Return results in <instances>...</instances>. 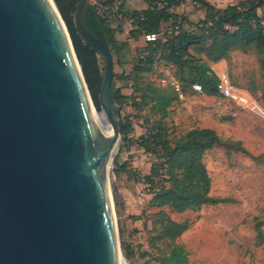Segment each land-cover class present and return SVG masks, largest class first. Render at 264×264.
Instances as JSON below:
<instances>
[{
  "label": "water",
  "instance_id": "95a60500",
  "mask_svg": "<svg viewBox=\"0 0 264 264\" xmlns=\"http://www.w3.org/2000/svg\"><path fill=\"white\" fill-rule=\"evenodd\" d=\"M89 3L78 1L74 24L104 59L109 141L46 0H0V264H118L106 174L121 141L120 105L111 45L85 23Z\"/></svg>",
  "mask_w": 264,
  "mask_h": 264
},
{
  "label": "rangeland",
  "instance_id": "374dc122",
  "mask_svg": "<svg viewBox=\"0 0 264 264\" xmlns=\"http://www.w3.org/2000/svg\"><path fill=\"white\" fill-rule=\"evenodd\" d=\"M141 49L137 46L133 51L137 53ZM238 51L240 53L236 57L227 59L223 71L228 72L232 82L264 111V79L258 62L264 53H260L255 43L251 44L247 53ZM104 67L102 62L101 68ZM132 68L131 61L124 67L115 65V72L128 73ZM154 76L142 72L140 85L155 80ZM117 84L120 86L121 82ZM151 105L149 103L139 108L124 105L120 106L118 113L119 118L130 116L133 124L132 138L127 145H124L121 136L110 174L117 235L127 264H160L159 248H167L170 242V239H159L153 246L152 238L156 233L153 228L159 230L160 211L164 208L152 200V195L146 201L139 198L142 180L148 179L156 163L152 152H147L141 145L143 137L163 132V129L167 138L174 142L199 123L210 125L222 139L219 145L205 153L204 162L212 181L211 195L227 201L209 203L198 211L182 213L170 212L166 208L170 219L189 223L188 230L175 241L187 250L190 264H264L262 115L257 111L242 109L219 95L210 98L205 94L185 95L179 101L180 112L172 114L169 110L163 117L152 110ZM98 111L103 112L102 109ZM124 165L126 171L119 172ZM126 195L138 201L137 214L126 216V209L121 204Z\"/></svg>",
  "mask_w": 264,
  "mask_h": 264
},
{
  "label": "trees",
  "instance_id": "16d2710c",
  "mask_svg": "<svg viewBox=\"0 0 264 264\" xmlns=\"http://www.w3.org/2000/svg\"><path fill=\"white\" fill-rule=\"evenodd\" d=\"M78 1L55 0L70 31L94 102L97 108L101 109L99 94L105 75V67L101 68L104 59L95 49L86 45L77 34L74 13ZM169 1L175 2V0ZM146 2L148 4L146 10L132 12L134 26L129 33L131 39L137 40L146 33L158 32L165 25L174 29L177 21L181 22V26L178 33L173 34L166 42L156 46L146 42L143 49L137 53L133 51L128 41L117 39L116 35L121 31V24L115 26L107 23L96 14L91 4L85 12V23L90 32L96 37L105 36L111 45L115 65L124 67L132 61L131 72L123 71L117 74L114 71L112 93L115 102L120 106L132 105L134 108H139L152 103L151 109L159 113L160 117L169 113V108L178 97L171 86L159 85L153 81H148L144 86L140 85L142 72L163 75L158 68L155 70L156 65L164 64L166 68H170L185 93L193 92L192 85L199 83L203 87V94L216 96L218 75L210 67L209 61L227 60L231 53L238 50L247 53L253 43L260 53H264V34L252 26V23L258 22L261 17L264 18V15L258 12L260 8L264 10V0H242L225 9H217L210 3L201 1L207 9V16L194 24V29L191 30L183 28L182 19L175 13L166 9L152 8V0ZM171 21L175 22L171 23ZM155 47L159 49L158 53L155 52ZM258 62L264 79V55L258 59ZM118 81L121 82L120 86L117 84ZM125 88L133 90L132 94H124ZM262 97L264 99V90ZM120 127L122 141L127 145L133 131L130 116L120 118ZM161 131L163 132L143 137L142 143L140 142L156 159L151 175L146 181L152 182L153 178L161 176L162 170H166L160 190L152 198L164 208L160 211L159 230L153 228L156 233L152 243L156 246L157 240L170 239L167 248H159L160 264H190L187 250L175 241L188 230L189 223L170 219L165 209L176 213L198 211L206 204L227 201L211 195L212 181L204 162L205 153L219 145L222 139L212 128H192L174 142L167 138L163 129ZM125 171V165L119 168V172Z\"/></svg>",
  "mask_w": 264,
  "mask_h": 264
},
{
  "label": "built area",
  "instance_id": "2783aa9c",
  "mask_svg": "<svg viewBox=\"0 0 264 264\" xmlns=\"http://www.w3.org/2000/svg\"><path fill=\"white\" fill-rule=\"evenodd\" d=\"M177 1L179 2V0H175V2L169 0H152L151 7L160 10L166 9L173 12L178 5L176 3ZM90 4L94 7L96 14L106 20L107 23L114 24L115 26L120 25L121 23H128L132 27L134 26L132 12H129L126 9L124 0H90ZM174 22L175 21H171V23ZM175 23L174 29L173 27H167V25H165V27L158 32L146 33L144 35L145 41L153 43L154 46L161 42H166L173 34L178 33L180 30L181 22L177 21ZM252 26L259 29L264 34L263 17H261L258 22L252 23ZM155 52H159L157 47H155ZM158 67L159 66L156 65L155 70ZM217 75L218 80L216 83V90L220 97L238 104L242 109L257 111L264 118V111L244 91L232 82L228 72L222 71L217 73ZM156 76L158 84L161 83L162 85L171 86L176 91L178 98L184 99L186 93L174 75L167 77L165 75L157 74ZM192 90L199 95L204 93L203 87L199 83H194L192 85ZM165 171V169L162 170L161 176L153 178L152 182H148L144 179L142 180V189L139 191V198L141 201H146L149 196H154L155 193L160 190Z\"/></svg>",
  "mask_w": 264,
  "mask_h": 264
},
{
  "label": "crops",
  "instance_id": "0c3cea01",
  "mask_svg": "<svg viewBox=\"0 0 264 264\" xmlns=\"http://www.w3.org/2000/svg\"><path fill=\"white\" fill-rule=\"evenodd\" d=\"M201 1H205L207 3H210L212 6H214L217 9H225L226 7H228L230 5L237 4L242 0H179L178 5L174 9L173 12L177 16H179L180 19H182L184 29H186V30L194 29V24H196L199 21H202L206 18L207 9H206V7L203 6ZM124 3H125L126 9L129 12H135V11L141 12V11H144L148 8V4H147L146 0H124ZM258 12H259V14L262 15L264 10L260 8V9H258ZM132 29H133V27L130 24L121 23V31L117 33V35H116L117 39H119L121 41H128L129 44L131 45L132 49L136 48L137 46H140L143 49V47L146 45L144 37L140 36L137 40L131 39L129 36V33ZM196 53L200 54L199 52H196ZM239 53H240L239 51H235V52L231 53L230 58L236 57ZM227 62L228 61L225 59H222V60L217 61V62L209 61V65L216 73H219V72H222L223 70H225V66H226ZM159 72H160V74H163L167 77L172 74V70H170V68H166L165 65L160 66ZM166 73H170V74H166ZM154 77H155V80H153L154 79L153 77H152V80L157 84V81H156L157 76L155 75ZM131 92H132V90H128L126 88L123 89V93L126 95H130ZM185 95L186 96H194V95L200 96L199 94L195 93L194 91L193 92H186ZM206 97L210 98V97H214V96H207L206 95ZM180 100H182V99H179L177 97L176 100L171 105V107L169 108V110H171L170 112L172 114L180 112L179 111L180 108L178 107ZM174 104H177V105H174ZM196 127L212 128L210 125H208L206 123H202V124L199 123V124H197ZM121 204L126 209L125 210L127 212L126 216L130 215L131 213L137 214L139 212L138 201L135 198H131L128 195H126V197H124L122 199Z\"/></svg>",
  "mask_w": 264,
  "mask_h": 264
},
{
  "label": "bare ground",
  "instance_id": "6f19581e",
  "mask_svg": "<svg viewBox=\"0 0 264 264\" xmlns=\"http://www.w3.org/2000/svg\"><path fill=\"white\" fill-rule=\"evenodd\" d=\"M46 2H47L48 6L51 10V13H52L55 21L57 22V24L59 26L60 31L62 33V36H63V38L67 44V47H68L69 52L71 54L73 64L75 66L79 80H80L81 85L83 87V90H84L85 96L87 98L89 107L91 109L92 115L95 118V120L97 121V124L99 126V129H100L102 136L109 141L113 135V126H112L111 122L109 121V119L107 118L106 114L104 112L98 111L93 104V101L91 99L90 93L88 91L87 85H86L84 77H83V73L81 71V65L77 60V57L75 55L74 49H73L71 41H70L69 33L67 31L65 22L63 21V18L61 16V13L59 12V8L57 7L55 0H46ZM115 153H116V151H114L113 154L109 156V162H108V168H107V174H106L107 195H108L109 208L111 211V217L113 220V227L115 230L118 264H127L128 261L125 258V256L123 255V253L119 247L118 235H117V225H116L117 219H116V213H115V209H114V199H113L112 188H111V183H110V174L113 171V160H114Z\"/></svg>",
  "mask_w": 264,
  "mask_h": 264
}]
</instances>
